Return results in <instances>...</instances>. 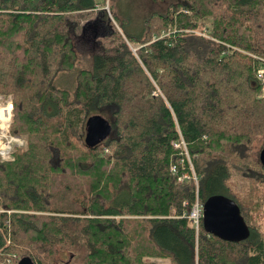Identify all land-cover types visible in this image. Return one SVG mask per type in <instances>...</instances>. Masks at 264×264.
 I'll return each mask as SVG.
<instances>
[{"label": "trees", "instance_id": "trees-1", "mask_svg": "<svg viewBox=\"0 0 264 264\" xmlns=\"http://www.w3.org/2000/svg\"><path fill=\"white\" fill-rule=\"evenodd\" d=\"M101 1L0 0V95L13 99L11 134L28 137L0 159V264H264V233L247 223L228 163L248 164L264 139V0H175L135 33L118 0L113 21ZM96 15L106 25L92 68L74 91L57 87ZM98 120L111 132L89 147ZM258 164L250 180L264 201ZM66 178L88 180L80 211L57 207ZM217 196L236 202L246 239H221L204 218L196 230L197 198Z\"/></svg>", "mask_w": 264, "mask_h": 264}, {"label": "rangeland", "instance_id": "rangeland-1", "mask_svg": "<svg viewBox=\"0 0 264 264\" xmlns=\"http://www.w3.org/2000/svg\"><path fill=\"white\" fill-rule=\"evenodd\" d=\"M175 0H118L114 1V11L117 13L118 9L123 8L131 19L130 31L135 33L141 29V23L143 19L153 11H165L167 7L174 3ZM100 9H105L113 21L110 10L109 0L107 2L101 1ZM119 15V14H118ZM121 16V15H119ZM99 15H96L94 19L86 25L84 33L80 37H74L75 48L79 56V63L76 68L71 72H61L55 84L57 87L74 91L77 84V74L82 69H91L93 56L99 51V40L103 34V28L106 22L101 19ZM88 19H91L89 16ZM121 25L124 22H120ZM128 26V28H129ZM166 32V33H165ZM169 31L163 29L160 33H157L155 37L165 36ZM154 37V38H155ZM138 48V46L136 47ZM132 48L135 52L137 49ZM157 94L161 95L160 91ZM7 99L0 101V107L6 104ZM26 140V146L28 147V137L24 136ZM264 146V139L260 138L256 140L252 145V149L248 152L246 161L248 164H242L240 158L231 155L228 163L231 167V180L230 186L233 194L238 198L239 202L243 205V215L247 219L249 225H253L261 229L264 233V201L261 200L262 187L258 190H252L255 188V182L250 180L251 171L258 170L260 168L258 161L260 160V149ZM263 149V148H262ZM66 182L70 185V190H63L60 196L57 198V207L68 211H80L81 202L85 199L88 193V180L79 178H66ZM183 180L180 179V182ZM58 259H69L68 253L59 252L56 256ZM154 264H172L169 260L151 259Z\"/></svg>", "mask_w": 264, "mask_h": 264}, {"label": "water", "instance_id": "water-1", "mask_svg": "<svg viewBox=\"0 0 264 264\" xmlns=\"http://www.w3.org/2000/svg\"><path fill=\"white\" fill-rule=\"evenodd\" d=\"M110 132L108 123L98 120L94 124L93 131L88 135L86 144L94 147ZM260 160L264 166V146L260 153ZM204 207V226L208 232L230 241H241L249 236V227L238 205L232 199L222 196L212 197L207 200Z\"/></svg>", "mask_w": 264, "mask_h": 264}, {"label": "built area", "instance_id": "built-area-1", "mask_svg": "<svg viewBox=\"0 0 264 264\" xmlns=\"http://www.w3.org/2000/svg\"><path fill=\"white\" fill-rule=\"evenodd\" d=\"M258 78L264 81V69L258 71ZM157 92L155 96H158ZM2 99H7L6 104L0 107V159L3 162H10L14 160V155L17 149H22L26 146V140L21 136H14L11 134V125L13 121V110L14 104L11 96L5 97L0 95V101ZM176 148L186 149V144L184 140L179 144H175ZM172 171L176 172L175 167H172ZM185 178H188L186 175ZM183 180V179H182ZM196 180V178H195ZM204 204L197 198L189 218L194 223L196 230L199 229L200 223L204 218Z\"/></svg>", "mask_w": 264, "mask_h": 264}]
</instances>
